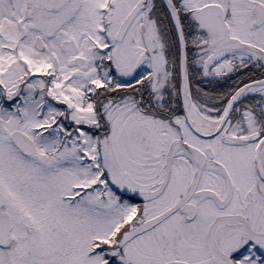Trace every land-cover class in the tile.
Here are the masks:
<instances>
[{"label":"snow or ice","instance_id":"obj_1","mask_svg":"<svg viewBox=\"0 0 264 264\" xmlns=\"http://www.w3.org/2000/svg\"><path fill=\"white\" fill-rule=\"evenodd\" d=\"M0 264H264V0H0Z\"/></svg>","mask_w":264,"mask_h":264}]
</instances>
